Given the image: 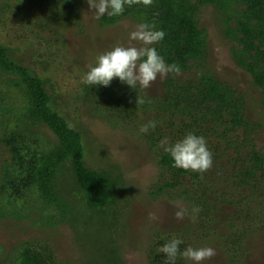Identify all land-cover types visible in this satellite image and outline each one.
Masks as SVG:
<instances>
[{
	"label": "trees",
	"instance_id": "obj_1",
	"mask_svg": "<svg viewBox=\"0 0 264 264\" xmlns=\"http://www.w3.org/2000/svg\"><path fill=\"white\" fill-rule=\"evenodd\" d=\"M44 1L14 0L13 15L25 7L28 10L33 7L39 14L44 13V6L47 7ZM56 3L62 6L63 11L57 6L58 11L45 14L48 18L37 22L35 28L50 33L53 39L58 38L55 37L59 34L57 28H64L72 22L83 28L79 10L81 0H58ZM7 5L8 2H2L0 11H4ZM208 6L222 15V32L232 43L233 61L260 90V102L264 108V0H153L149 6L136 4L126 8L122 16H105L98 23L99 28L115 27L121 22L135 26L142 21L155 23L157 28L166 33L164 40L155 45L166 62L177 63L182 70L180 75L195 73L194 77L186 79L176 75L166 78L164 93L158 105H155V110L160 112V117L165 113L168 120L158 128V118L152 119L157 122L154 130L157 137L150 136L147 143L152 146L157 145V140L173 143L186 133L194 132L206 138L208 148L213 153L214 166L226 155L228 148H233L236 156H230L229 160L232 174L227 180L230 183L226 181V186L218 192L211 189L201 192L190 188L188 185L200 180L201 175L172 168L162 147L155 155L156 165L167 179L157 189L149 190L148 194L152 198L166 197L172 202L180 200L189 212L193 206L201 209L189 222L193 227L192 232L186 230L179 237L184 241L181 249L211 243L224 254L221 264H242L249 249L244 248L241 262L234 247L242 242L243 245H249L246 239L250 236H264V153L256 146L252 135L255 124L245 117L244 96L221 83L210 70L203 69L208 55V40L207 31L200 27L199 16L201 10ZM9 8L12 7L9 5ZM22 22L29 23L26 19ZM0 74L12 75L11 85L24 96L25 104L19 110L20 118L46 126L58 141L56 152H41L40 163L37 164V152H33L32 156L28 154L30 147L22 146L20 134L10 135L6 131L0 136V145L7 147L11 155L10 162H6L3 168L0 182V194L6 190L9 195L6 198L0 195L1 199L10 205L20 191H30L36 185L38 198L43 199L46 207L42 208V216L37 224L52 229L64 226L71 237L74 253L79 255L77 264H123V250L118 240L120 233L117 232L120 228L116 230L111 226L120 224L119 206L129 202L132 188L117 168L88 167L84 161L86 150L80 134L71 129L49 104L51 97L45 79L36 76L31 69L13 58L7 47L1 45ZM84 91L92 100H103L114 112L129 111V115L137 109L136 95L138 100L141 98L139 90L136 94L115 79L108 88L89 89L84 85ZM149 104L144 101L141 106L148 107ZM238 131L241 134L237 135ZM230 133L234 137L227 139ZM17 137H20V141ZM218 140L226 145L221 151L219 146L214 145ZM243 145L247 147H239ZM241 188L247 189L248 194L241 195ZM12 192L15 197L10 196ZM258 192L263 194L259 199L260 205L253 203L258 198L252 197ZM236 193L240 195L235 198ZM207 194L214 195V198L210 196L212 200L208 199ZM236 204L243 205V208H239L234 221L227 219L223 209L237 207ZM56 206L60 209L57 219L52 213ZM10 216L16 217L13 213ZM220 227L225 230L216 234L219 240L216 242L210 235L219 231ZM233 229H237L238 234H232ZM170 238L173 237L169 234H155L145 242L148 264H164L163 254L158 249ZM35 245L33 249H19L16 257L6 256L0 264L71 263L70 260L64 262L56 259L59 252L57 246L44 242H35ZM139 245L144 246V242ZM177 264H185V261L178 259Z\"/></svg>",
	"mask_w": 264,
	"mask_h": 264
},
{
	"label": "rangeland",
	"instance_id": "obj_2",
	"mask_svg": "<svg viewBox=\"0 0 264 264\" xmlns=\"http://www.w3.org/2000/svg\"><path fill=\"white\" fill-rule=\"evenodd\" d=\"M13 1L0 0V4L8 2L4 11H0V45L7 47L13 58L31 69L36 76L45 79L46 89L51 97L49 104L71 129L80 134L86 150L84 161L88 167L112 170L117 168L124 176L127 185L132 188V197L124 206H119L121 208L119 209L121 210L120 224L111 227L116 230L120 228L117 232L120 233L118 240L123 250V264H148L145 257V242L153 235L168 236L169 234L179 238L184 231L192 232L193 229L192 224L189 223L192 218L190 212L181 221L174 218V213L178 208H186L180 200L172 202L166 197L152 198L149 196V190L157 189L167 179L156 165L155 155L163 146L158 140L156 146L147 143L150 136L157 137L154 131H150L147 135L137 134L138 128L152 119L158 118V128L161 127L162 122L168 120L165 113L160 117V112L155 110V105H158L164 93L163 83L167 77L162 80L157 79L149 89L139 92L140 97L150 103L148 107H142L138 102L137 109L133 110L131 115L128 114L129 111L114 112L105 105L103 100H92V97L87 95L84 91L83 77L88 68L95 64L96 57L113 46L118 44L139 46L137 42L128 39L129 33L135 30V25L121 22L115 27L99 28L98 21L91 16L87 0H81L82 6L79 10L83 28L77 27L75 22H72L64 28H57L59 34L55 37L58 38L53 39L50 38L52 37L50 33L40 32L35 25L40 20H46L47 15L57 12L59 8L63 11L62 6L56 3L58 0H45L47 7L44 6V13L39 14L33 7L32 10L25 7L20 8L17 15H13L15 7ZM23 19L28 20L29 23L22 22ZM199 23L200 27L207 31L208 40V55L205 58L203 69L210 70L221 83L230 86L244 96L245 117L255 124L256 128L252 135L256 146L264 153V108L260 102V90L253 85L251 77L235 65L231 52L232 43L225 38L222 32V15L213 7H205L201 10ZM179 76L181 79H186L194 77L195 73ZM12 80V75L0 74V136L6 131L10 132V135L20 134L22 140L20 141V137H17L18 141L23 147H30L29 155L32 156L33 152H37V164H39L40 153H55L58 141L46 126H39L32 120L20 118L19 110L25 104L24 96L20 90L11 85ZM238 134H241V131H238ZM232 135L230 133L226 138H233L234 135ZM215 143V146L220 147L218 148L220 151L226 147L225 142L218 140ZM96 149L99 150L96 151ZM7 150V147L0 145V182L5 164L11 160V155ZM230 156H236L235 149L228 148L226 155L216 166L213 164V167L202 175L200 180L188 186L196 191L199 189L201 192L204 189L217 192L222 190L226 186L225 182H229L227 178H231L232 174ZM23 157L26 158L25 155ZM36 188L35 185L30 191H20L10 205L1 199L2 196L8 197L9 193L5 190V193L0 194L2 195L0 197V262L5 260L6 256L16 257L19 249L26 247L33 249L36 247L35 242H44L57 246L59 252L56 259L58 261L70 260V264H77L79 255L73 251V243L71 237L68 236V230L63 228L64 226L52 229L37 224L45 204H43V199L38 198ZM241 189V195L248 194L247 189ZM221 193L227 192L221 191ZM240 194L236 193L234 197ZM12 195L15 197V193L12 192L10 196ZM261 195H263L261 192L253 194L254 199L258 198L253 203L260 205ZM210 196L214 198V195L207 194V198L212 200ZM240 206L225 207L223 212L227 215V219L231 218L234 221L239 208H243V205ZM12 213L16 217H11ZM52 213L57 219L60 209L56 206ZM150 213L156 215L155 221L148 219ZM224 230L220 227L219 231L211 233L212 238H210L219 242L216 234ZM231 233L238 234L237 229H233ZM246 240L249 245L246 243L243 245L242 242L234 247L241 262L244 251L249 249L245 263L242 262V264H264V236H250ZM140 242H144V246H140ZM202 247H211L217 253L204 264L223 263L224 254L222 255V252L214 245L208 243L203 244ZM38 249L40 250L41 247Z\"/></svg>",
	"mask_w": 264,
	"mask_h": 264
},
{
	"label": "clouds",
	"instance_id": "obj_3",
	"mask_svg": "<svg viewBox=\"0 0 264 264\" xmlns=\"http://www.w3.org/2000/svg\"><path fill=\"white\" fill-rule=\"evenodd\" d=\"M91 16L99 21L120 17L126 8L142 3L149 6L153 0H87ZM165 31L157 28L155 23L142 21L136 24L135 30L128 35L129 41H135L139 46L115 45L110 50L99 54L95 64L84 73L83 83L90 88H108L113 80L130 90L145 91L157 79H164L169 75L179 76L181 67L177 63L166 62L155 45L164 40ZM144 104V99L136 95V103ZM157 127L156 121H148L138 128V135H147ZM163 151L170 159V166L174 169L204 175L213 167V153L209 150L207 140L194 132L186 133L181 139L173 143L162 141ZM201 209L193 206L190 210L195 218ZM189 215V209L180 207L174 213V218L181 221ZM148 219L156 220V215L150 213ZM184 241L180 238H170L158 249L163 254L164 264H177L178 259L185 264H204L216 256L211 247L187 246L181 249Z\"/></svg>",
	"mask_w": 264,
	"mask_h": 264
}]
</instances>
